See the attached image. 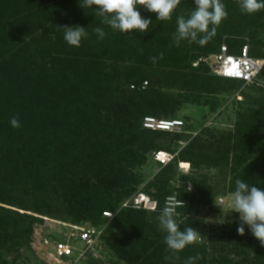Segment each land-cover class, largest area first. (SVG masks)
I'll return each instance as SVG.
<instances>
[{
    "label": "trees",
    "instance_id": "16d2710c",
    "mask_svg": "<svg viewBox=\"0 0 264 264\" xmlns=\"http://www.w3.org/2000/svg\"><path fill=\"white\" fill-rule=\"evenodd\" d=\"M221 2L228 15L216 34L203 46L183 40L177 47L176 19L190 15L194 0H181L170 21L137 6L154 27L132 36L102 24L94 7H80L82 0H0V264L25 260L46 218L106 225L104 256L80 264H106L110 253L113 264H183L198 254L196 264H264V247L248 227L245 235L237 233L239 219L217 230L211 243L195 242L178 261H166V233L157 220L167 197L176 195L185 201L175 215L180 230L194 228V203L208 196L213 203L207 175L191 172L201 167L218 168L228 193L236 179L264 189V87L218 76L206 62L194 66L223 43L234 54L248 45L251 56L264 58V9L249 15L239 0ZM65 25L86 28L80 47L64 40ZM96 27L104 29V39ZM245 85L255 95L242 91L233 129L193 135L183 120L177 132L144 126L149 116L178 120L188 103L204 101L214 109L217 98ZM12 117L21 127L11 126ZM159 151L175 156L162 164L154 157ZM182 162L191 166L184 176L191 191L173 185ZM153 164L158 171L147 179L142 170ZM140 191L151 197L149 209L124 207L112 220L104 216Z\"/></svg>",
    "mask_w": 264,
    "mask_h": 264
},
{
    "label": "clouds",
    "instance_id": "9594fccd",
    "mask_svg": "<svg viewBox=\"0 0 264 264\" xmlns=\"http://www.w3.org/2000/svg\"><path fill=\"white\" fill-rule=\"evenodd\" d=\"M181 3V0H82L80 7L95 8V15L101 18V23L109 26L114 31L123 35H131L133 30L145 34L153 26L150 18L141 16L137 6H144L148 12L156 13L157 21H166L172 19V13ZM195 8L190 15L178 16L176 19V31L173 33V42L178 47L180 42L187 40L189 43L196 42L199 45H205L215 34L216 26L223 19L227 18L225 5L221 0H194ZM239 6L242 13L253 14L264 9V0H239ZM210 26H212L210 28ZM60 27V26H58ZM64 40L69 46L80 47L82 39L88 37L86 28L80 25L63 26ZM93 31L99 39H104L106 33L103 28L96 27ZM163 58V53L159 56ZM152 63L157 62V57H149ZM10 124L13 128L21 127L18 117H12ZM235 191L232 193L234 198L232 211L239 214V225L236 229L241 236L245 235V226L248 227L251 234L264 247V189L247 183L245 180H235ZM191 191V185L188 186ZM184 206L183 201H180ZM175 209L171 206H165L157 217L159 228L166 233L164 242L166 252L164 256L166 261L179 260V253L186 246L197 242L200 233L193 227H184L181 231L180 223L175 219ZM215 222L224 223L223 218ZM202 259L198 254L187 258L183 264H196V261Z\"/></svg>",
    "mask_w": 264,
    "mask_h": 264
},
{
    "label": "rangeland",
    "instance_id": "374dc122",
    "mask_svg": "<svg viewBox=\"0 0 264 264\" xmlns=\"http://www.w3.org/2000/svg\"><path fill=\"white\" fill-rule=\"evenodd\" d=\"M259 40L264 41V31L259 35ZM253 82H256L258 86L264 87V76H258ZM242 91L245 93L255 95L254 89L251 86L245 85L239 91L232 93L228 96L217 98L215 100L214 109L210 103L193 102L188 103L179 113L178 120H183L184 123L188 122L190 125V132L188 134L195 135L196 133L203 132L205 128H214L219 130H230L237 120V112L241 108L244 101ZM156 118V117H155ZM183 125L174 132L182 130ZM192 136V135H191ZM185 143L180 142L173 144V148H179ZM190 163L182 162L179 164L180 173L176 176L173 183L174 186L183 189L188 188L193 184L184 180L185 174L191 171ZM146 178L158 171L156 164H153L151 169L145 168L142 170ZM198 174H206L208 177V184L213 188V203L208 202V197H200L193 205L191 216L194 218L196 224L194 229L201 235L198 238V243H211L212 238L217 230L224 229L229 223H233L235 219H239V214L232 211L234 198L231 193L227 192L228 183L225 176L219 173V169L216 167H201ZM195 174H192L195 176ZM196 174V176H198ZM228 178V176H227ZM144 183L142 186H145ZM223 218L224 223L215 222L217 219ZM46 224L44 226L43 234L40 240L36 243L35 248L32 251H28L26 259L21 260L17 264H57L56 259L52 253V236L54 232L59 231L62 234V238H65L67 234H70V230L66 227L69 222H63L56 219L46 218ZM59 224L62 228H58ZM48 241L47 243L45 241ZM104 256V255H103ZM109 259H106V264H113L114 255L110 253ZM111 259V260H110ZM113 259V260H112Z\"/></svg>",
    "mask_w": 264,
    "mask_h": 264
},
{
    "label": "built area",
    "instance_id": "2783aa9c",
    "mask_svg": "<svg viewBox=\"0 0 264 264\" xmlns=\"http://www.w3.org/2000/svg\"><path fill=\"white\" fill-rule=\"evenodd\" d=\"M200 62H206L211 72L218 76L243 80L245 83L253 82L264 68V58L251 56L248 45L243 47L242 53L234 54L229 51L227 44L223 43L219 52L207 57H200L194 62V66H197ZM146 84L147 82H145ZM182 125L181 120L158 119L150 116L144 119V126L152 129L176 131ZM174 156L175 154L165 151L156 152L154 155L155 159L162 164H167ZM180 201L176 195H171L167 197L165 206L173 207L177 213L178 208L182 207ZM183 203L185 205V201ZM151 204V197L140 191L126 199L117 210L105 211L104 216L112 220L121 208L149 209ZM66 227L69 228L70 234L68 233L65 238L51 239L52 253L57 264H80L91 256L103 257V235L106 225L96 227L89 224H67Z\"/></svg>",
    "mask_w": 264,
    "mask_h": 264
}]
</instances>
